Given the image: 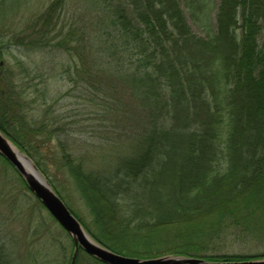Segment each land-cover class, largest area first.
<instances>
[{
    "label": "trees",
    "instance_id": "16d2710c",
    "mask_svg": "<svg viewBox=\"0 0 264 264\" xmlns=\"http://www.w3.org/2000/svg\"><path fill=\"white\" fill-rule=\"evenodd\" d=\"M85 5L81 25L69 22L62 44L71 55V91L84 100L81 133L85 142H137V147L118 144L98 168L72 150L70 126H50V117L31 125L26 115L33 98H24L27 89H20L18 100L15 86L11 95L1 90L0 129L63 200L69 184L91 198V223L66 204L106 247L125 250L114 241L124 238L109 232L115 228L124 237L150 239L158 254L250 259L190 247L204 246L198 238L204 230L183 222L221 209V219H243L264 202V0H220L205 36L193 30L188 15L199 23L211 0H85ZM52 6L45 22H56L58 32V6ZM50 33L38 34L40 42L60 48L56 38L46 41ZM34 91L45 99V91ZM176 236L188 237L182 241L188 243L179 245ZM4 248L0 264H19ZM73 251L65 264H71ZM36 258V264L50 263L46 256ZM76 264L106 263L81 250Z\"/></svg>",
    "mask_w": 264,
    "mask_h": 264
},
{
    "label": "rangeland",
    "instance_id": "374dc122",
    "mask_svg": "<svg viewBox=\"0 0 264 264\" xmlns=\"http://www.w3.org/2000/svg\"><path fill=\"white\" fill-rule=\"evenodd\" d=\"M219 2L220 0H211L209 12L203 14V20L199 23L194 22L188 15L189 22L197 34L207 35L208 25L210 26V22L215 23ZM53 3L58 6L57 21L61 20L58 32L55 27L56 22L51 24L45 22V18L48 20L47 17H50L49 12H51L50 8L54 7ZM86 8L89 9V5H85V0H0V72L5 73L0 81V94L3 90L4 95H11V88L13 87L14 90L15 86L14 96L21 100L20 89H27L25 91L28 94L23 92V97L28 100L33 98L29 115H26L29 123L38 124L43 117H50V126H70L75 132V136L70 137V141L76 142L72 145V150L79 158L95 163L99 168L100 165L104 166L108 159L107 154L111 155L112 151H117L118 144H124L127 149L129 147L134 149L138 143L85 142L86 138L81 133L85 126L84 100L79 98V93L71 91L72 84L67 73L71 55L63 49L62 44L65 43L71 21L75 20L81 25ZM51 29H53L52 32ZM45 31L51 32L46 37V41L51 37L56 38L55 42H58L60 48H54L52 44L46 45L45 41L40 42L39 36L46 34ZM76 58L79 61L78 54ZM1 62H3L2 65ZM35 89L45 91V99H42L41 95L34 91ZM18 90L19 93H17ZM123 115L127 117V114L123 113ZM54 117L59 118V122L54 120ZM40 138L46 140L45 136ZM102 143L105 144L102 145ZM64 174H59L60 178H64ZM69 186L71 190H67L65 203H68L69 207L82 219L91 223L93 220L91 198L75 190L74 185L69 184ZM242 195L249 194L246 192ZM97 198L96 195H92L93 200ZM263 203L259 202L255 205L249 215L243 219L228 220L225 217L221 219L224 214V209H221L202 213L183 222L188 226H198L204 230L198 237L204 238V246L190 245V247H199L202 251H208V254H227L229 257L248 256L251 257L250 259L264 258ZM228 204L235 206L237 203L229 202ZM109 232H116L124 238L119 240L120 242L114 239L117 244L125 247L123 252H117L119 254L141 259L171 255L155 252L160 248L148 242L150 239L124 237V234L119 233L115 228L114 231L111 229ZM214 235L215 238H212ZM176 239L181 241L178 242L181 245L188 243L182 241L189 238L179 239L176 236ZM3 246L4 253L6 251L14 253L19 264L21 259L22 264H36V257L45 256L50 260L47 264H65L66 255L70 258L74 247L71 236L38 198L27 189L17 172L0 158V247ZM65 246L69 249L67 253L64 250Z\"/></svg>",
    "mask_w": 264,
    "mask_h": 264
},
{
    "label": "water",
    "instance_id": "95a60500",
    "mask_svg": "<svg viewBox=\"0 0 264 264\" xmlns=\"http://www.w3.org/2000/svg\"><path fill=\"white\" fill-rule=\"evenodd\" d=\"M2 64L3 62H1ZM0 154L15 167L30 191L71 236L74 246L71 264H76L81 250L106 264H264V258L215 261L194 256L164 255L157 258L141 259L119 254L100 243L88 232L35 161L16 146L1 129Z\"/></svg>",
    "mask_w": 264,
    "mask_h": 264
}]
</instances>
